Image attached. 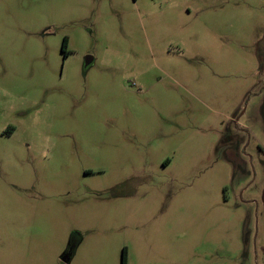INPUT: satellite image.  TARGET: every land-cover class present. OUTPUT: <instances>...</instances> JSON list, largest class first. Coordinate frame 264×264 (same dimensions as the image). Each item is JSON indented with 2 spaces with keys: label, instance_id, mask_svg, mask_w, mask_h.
Segmentation results:
<instances>
[{
  "label": "rangeland",
  "instance_id": "1",
  "mask_svg": "<svg viewBox=\"0 0 264 264\" xmlns=\"http://www.w3.org/2000/svg\"><path fill=\"white\" fill-rule=\"evenodd\" d=\"M123 250L264 264V0H0V264Z\"/></svg>",
  "mask_w": 264,
  "mask_h": 264
},
{
  "label": "flooded vegetation",
  "instance_id": "2",
  "mask_svg": "<svg viewBox=\"0 0 264 264\" xmlns=\"http://www.w3.org/2000/svg\"><path fill=\"white\" fill-rule=\"evenodd\" d=\"M85 61H90V63L86 66L85 65ZM85 61H84V65H83V68L84 69H88L91 65H92V63H93V59L91 58V57H87L86 59H85ZM75 246H76V243L75 242H73V243H71V241L69 242V245H68V251L69 250H74L75 249Z\"/></svg>",
  "mask_w": 264,
  "mask_h": 264
},
{
  "label": "trees",
  "instance_id": "3",
  "mask_svg": "<svg viewBox=\"0 0 264 264\" xmlns=\"http://www.w3.org/2000/svg\"><path fill=\"white\" fill-rule=\"evenodd\" d=\"M66 45H67V41L64 39V41H63V44H62V48L64 49V48H66ZM125 254H126V252H125V250H123V253H122V264H124V261H125Z\"/></svg>",
  "mask_w": 264,
  "mask_h": 264
},
{
  "label": "water",
  "instance_id": "4",
  "mask_svg": "<svg viewBox=\"0 0 264 264\" xmlns=\"http://www.w3.org/2000/svg\"><path fill=\"white\" fill-rule=\"evenodd\" d=\"M89 63H90V61H85V65H86V66H87ZM61 261H62L63 263H66V262L68 261L67 255H63V256L61 257Z\"/></svg>",
  "mask_w": 264,
  "mask_h": 264
}]
</instances>
